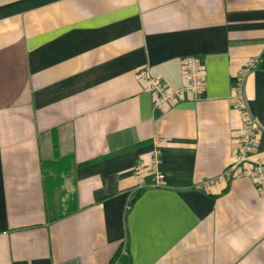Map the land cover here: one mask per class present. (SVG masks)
Here are the masks:
<instances>
[{"label": "crops", "instance_id": "crops-1", "mask_svg": "<svg viewBox=\"0 0 264 264\" xmlns=\"http://www.w3.org/2000/svg\"><path fill=\"white\" fill-rule=\"evenodd\" d=\"M204 89L153 106L140 70ZM264 0H0V264H264V190L220 175ZM244 91L264 164V70ZM158 141L163 186L136 187ZM216 178L207 189L200 183Z\"/></svg>", "mask_w": 264, "mask_h": 264}, {"label": "built area", "instance_id": "built-area-1", "mask_svg": "<svg viewBox=\"0 0 264 264\" xmlns=\"http://www.w3.org/2000/svg\"><path fill=\"white\" fill-rule=\"evenodd\" d=\"M201 68L202 63L197 56L187 55L182 57L181 71L183 82L177 87H170L160 76L152 75L144 69L137 73V77L144 80L147 89L152 92L154 108L163 110L186 97L199 94L204 89V78ZM257 68L264 70V59L261 56L249 57L239 67L233 77L232 98L240 118L239 147L233 153V164L220 177L247 176L260 189L264 190V164L250 159V154L257 143L260 127L257 118L249 108L244 91L246 76ZM154 140L155 145L150 152L148 163L146 165L137 164L133 169L137 188L165 185L164 174L159 168L160 149L157 139L154 138ZM215 179H206L199 186L207 189Z\"/></svg>", "mask_w": 264, "mask_h": 264}]
</instances>
